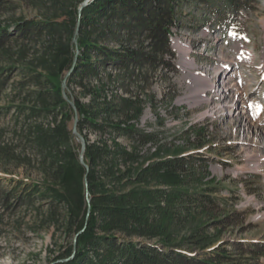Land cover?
Here are the masks:
<instances>
[{
  "label": "rangeland",
  "instance_id": "374dc122",
  "mask_svg": "<svg viewBox=\"0 0 264 264\" xmlns=\"http://www.w3.org/2000/svg\"><path fill=\"white\" fill-rule=\"evenodd\" d=\"M83 1L0 0L1 192L11 190L19 180L40 183L48 177L49 163L44 164L31 139L32 128L56 122L53 116L31 117L20 108L33 104L25 99L27 90L20 82L42 60L54 59L61 39L37 35L30 25L63 20ZM234 1L233 23L219 26L218 20L229 18L228 11L212 14V8L199 0H180L169 35L171 46L163 51L158 49L162 46L158 36L147 26L127 30L121 46L101 42L134 50L138 62L126 68L99 69L96 79L86 80V88L75 84L70 93L73 101L79 98L88 104L94 99L87 93L90 88H102L96 99L124 104L121 116L112 115L111 122L134 125L138 132L152 135L142 145L112 130L102 135L87 127L84 133L90 141L112 143L116 138L129 150L136 147L146 161L196 152L210 157L191 188L216 186L218 202L228 204L195 215L181 232L174 233L175 241L191 242L179 250L203 258L219 248L231 256L227 264H264V0ZM225 78L231 84L223 90ZM247 107L248 119L241 113ZM75 116L72 106L70 129ZM70 145L80 155L82 144L73 131ZM256 157L260 161L255 164ZM21 189L14 198L4 199L0 193V264H54L70 244L75 245L77 234L68 229L67 211L47 201L21 204L16 198ZM250 250H254L253 259L248 258Z\"/></svg>",
  "mask_w": 264,
  "mask_h": 264
},
{
  "label": "trees",
  "instance_id": "16d2710c",
  "mask_svg": "<svg viewBox=\"0 0 264 264\" xmlns=\"http://www.w3.org/2000/svg\"><path fill=\"white\" fill-rule=\"evenodd\" d=\"M199 1L212 8V14L220 13L221 9L230 13L227 20H218L217 25L233 23L237 11L234 0ZM179 3L180 0H92L81 14L76 7L63 20L47 19L30 25L37 35L61 39L54 59L42 60L20 82L27 90L25 99L33 103L20 108L28 110L31 117L53 116L56 122L54 126L37 124L32 128L31 139L41 151L44 164L49 163L45 171L48 177L40 183L19 180L11 190L0 189V193L4 199L14 198L13 194L22 187L16 195L21 204L47 201L67 211L68 229L75 236L81 233L76 251L74 244H70L54 264H227L231 258L220 253L219 248L206 252L203 258L191 255L179 250L191 242L175 241L173 236L195 215L207 213L218 204H228L218 202L216 186L191 188L198 183V173L209 163L208 155L196 152L146 161L136 147L129 150L116 138L112 143L90 141L84 133L87 127L102 135L112 130L119 137L130 136L142 145L152 136L138 132L134 125L111 122L112 115L121 116L124 104L114 106L99 101L95 95L99 96L103 90L96 86L87 92L94 96L90 103L74 100L79 115L78 129L87 141L88 168L70 145L72 106L62 92L64 73L72 71L67 77V92L72 99L71 87L76 84L86 88V80L96 79L99 69L110 65L126 68L129 63H137L134 50L100 44L109 41L121 46L127 30L136 32L147 26L153 36H158L162 45L158 49H169V35L173 33L174 13ZM79 23L76 45L73 40ZM86 179L91 198L89 215ZM250 251L248 258L253 259L254 250Z\"/></svg>",
  "mask_w": 264,
  "mask_h": 264
},
{
  "label": "water",
  "instance_id": "95a60500",
  "mask_svg": "<svg viewBox=\"0 0 264 264\" xmlns=\"http://www.w3.org/2000/svg\"><path fill=\"white\" fill-rule=\"evenodd\" d=\"M92 0H84L82 2V4L79 7V13L81 14L83 11V8L86 7ZM79 29H80V23L77 25L76 31H75V36H74V43L77 45L78 44V35H79ZM79 53V49L77 46V54ZM72 71L69 72L68 76L70 75ZM62 92H63V96L64 98L74 107L75 110V119H74V123L72 126V131L73 134L80 140L81 144H82V148L80 151V155H79V159L80 162L86 166V168H88V165L85 162V151H86V146H87V141L86 138L81 134V132L78 129V120H79V115H78V111L77 108L75 106V102L69 98L68 96V92H67V78L64 79L63 81V85H62ZM85 186H86V196H87V201H88V215L90 214V209H91V198H90V193H89V188H88V181L87 179L85 180ZM81 232H79L75 238V245H74V252L76 251V244H77V238L78 235Z\"/></svg>",
  "mask_w": 264,
  "mask_h": 264
},
{
  "label": "bare ground",
  "instance_id": "6f19581e",
  "mask_svg": "<svg viewBox=\"0 0 264 264\" xmlns=\"http://www.w3.org/2000/svg\"><path fill=\"white\" fill-rule=\"evenodd\" d=\"M235 81V80H234ZM235 83V82H234ZM237 83V82H236ZM204 84V83H203ZM202 84V85H203ZM230 80L228 81H226V78L225 79H223L222 80V83H221V87H222V89L223 90H226V89H228L229 87H230ZM201 87V86H200ZM197 88V87H196ZM233 91V90H232ZM245 95V94H244ZM244 112V114H246L247 115V117H246V119H248L249 118V116H250V109L247 107V108H244L242 111H241V113H243ZM245 125H247V124H245ZM246 127V126H245ZM253 142V141H252ZM252 160H254L255 161V164L256 163H258L260 160L256 157V158H253Z\"/></svg>",
  "mask_w": 264,
  "mask_h": 264
}]
</instances>
